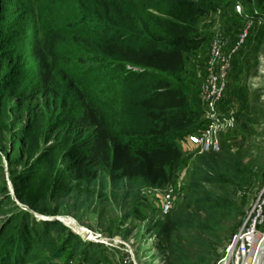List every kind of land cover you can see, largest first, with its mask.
<instances>
[{
	"label": "trees",
	"instance_id": "1",
	"mask_svg": "<svg viewBox=\"0 0 264 264\" xmlns=\"http://www.w3.org/2000/svg\"><path fill=\"white\" fill-rule=\"evenodd\" d=\"M235 1L0 0V160L24 207L0 200V264L100 262L101 243L32 214L61 213L55 203L65 197L119 189L126 199L135 188L170 183L172 207L146 232L156 235L165 264H215L246 190L264 184V162L225 143L197 155L179 187L192 156L179 144L204 122L196 71L186 67L206 35L199 22ZM249 12L263 18L264 0ZM39 125L51 135L42 148L30 138ZM36 180L40 192L31 195Z\"/></svg>",
	"mask_w": 264,
	"mask_h": 264
},
{
	"label": "rangeland",
	"instance_id": "2",
	"mask_svg": "<svg viewBox=\"0 0 264 264\" xmlns=\"http://www.w3.org/2000/svg\"><path fill=\"white\" fill-rule=\"evenodd\" d=\"M253 2L254 0H251V3L236 0L226 9L219 7L202 16L199 24L201 32H205L206 35L204 40L200 41L195 54L186 57V67L191 70L190 72L196 71L195 90H198L199 76L204 70L212 36L220 33L226 41L225 49L229 50L237 40L241 28L246 23H250L247 39L231 58L227 97L223 101L224 106H219L220 112L226 114L230 112L234 117L233 127L224 129L220 134L219 150L225 143L233 151L242 147V151L246 149L249 154H255L258 162H264V13L263 18H246L245 15L250 13ZM236 4H240V15L244 13V18L233 16L231 11L235 9ZM202 62H204L202 68L198 67ZM199 103L201 104L200 101ZM30 138L38 148H42L48 143L51 135L45 133L44 126L39 125L32 131ZM179 145L185 155H192L187 166H184L179 173L180 187L187 183L191 164L196 156L204 152L188 144L185 139ZM0 165L3 169L0 172V183L5 185L4 191H0V200H11L12 203L24 208L13 193L9 178L10 170L3 156ZM12 168L15 173L23 169L21 165H13ZM257 186L252 190H246V193L242 191L234 196L239 203L241 195L245 193L247 201L241 205L243 213L228 222L229 226L237 223L233 233L241 226L251 203L261 192L263 184ZM167 187L165 185L159 188L161 190L148 187L135 188L132 191L133 196H128L126 199L119 189L110 190L106 197L80 196L79 199H75L72 196L59 199L55 203L56 208L61 211L55 215L60 219L58 221L74 231L79 230L82 235L77 234L84 242L92 240L101 243L102 251L106 256V259L100 262L90 259L83 263L75 258L60 262L63 264H165L166 254L158 248L156 235L153 231L146 232V227L160 216L158 207L161 193ZM37 192H40V184L36 180L31 195ZM7 207L9 204L5 205V208ZM37 215L32 214L36 221L45 220ZM3 218V213H0V224ZM232 234H226L218 247L219 252Z\"/></svg>",
	"mask_w": 264,
	"mask_h": 264
},
{
	"label": "built area",
	"instance_id": "3",
	"mask_svg": "<svg viewBox=\"0 0 264 264\" xmlns=\"http://www.w3.org/2000/svg\"><path fill=\"white\" fill-rule=\"evenodd\" d=\"M240 10V4H236L235 11L241 14ZM249 24L246 23L241 28L237 40L229 50L225 49L226 41L220 33H215L210 40L204 70L199 76L197 94L204 109V122L197 132L188 134L186 139L188 144L197 147L200 152L218 151L221 132L234 125L232 113L220 112L219 104L227 90L231 58L247 39ZM166 187L161 193L158 207L160 215L170 211L175 198V187H172V184ZM263 235L264 184L259 195L251 203L241 226L223 245L215 264H252L255 249Z\"/></svg>",
	"mask_w": 264,
	"mask_h": 264
},
{
	"label": "water",
	"instance_id": "4",
	"mask_svg": "<svg viewBox=\"0 0 264 264\" xmlns=\"http://www.w3.org/2000/svg\"><path fill=\"white\" fill-rule=\"evenodd\" d=\"M37 216L41 217L42 219L60 220L56 216H49V217L42 216V215H37ZM75 232L81 234V232L79 230H76ZM263 262H264V235L262 236V238L260 239V241L257 244V247H256L255 252H254L252 264H263Z\"/></svg>",
	"mask_w": 264,
	"mask_h": 264
},
{
	"label": "crops",
	"instance_id": "5",
	"mask_svg": "<svg viewBox=\"0 0 264 264\" xmlns=\"http://www.w3.org/2000/svg\"><path fill=\"white\" fill-rule=\"evenodd\" d=\"M221 104V103H220ZM219 104V106L221 107V105ZM203 107V106H202ZM203 111H204V109H203ZM203 116H205V113H204V115Z\"/></svg>",
	"mask_w": 264,
	"mask_h": 264
}]
</instances>
